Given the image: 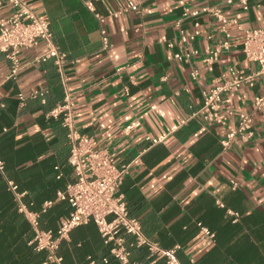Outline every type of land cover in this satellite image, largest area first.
Instances as JSON below:
<instances>
[{"label":"crops","instance_id":"crops-1","mask_svg":"<svg viewBox=\"0 0 264 264\" xmlns=\"http://www.w3.org/2000/svg\"><path fill=\"white\" fill-rule=\"evenodd\" d=\"M24 1L48 21L66 62L61 74L55 59L37 61L47 52L42 42L20 52L22 69L12 79V61L0 51V264H42L45 259V253L29 245L34 232L18 211L9 183L25 193L23 201L33 204L32 211L54 202L41 215L44 230L57 231L71 210L58 199L76 180L67 129L49 116L63 103L66 89L78 130L92 137L98 149L114 153L119 167L130 165L119 195L149 240L177 249L180 264H264V133L260 114L254 113L255 97L264 94V78L222 95L220 111L233 112L225 126L207 123L199 113L204 92L221 84L229 67L247 74L257 71L244 57V32L238 26L262 27L264 0H248L247 9L227 0ZM130 3L140 11L114 17ZM205 7H219L238 22L229 27L230 47L222 50L212 71L204 59L225 38L220 23L206 14L184 16L186 10ZM12 13L4 0L0 18ZM196 22L200 36L183 44L180 29L191 34ZM186 49L199 55L176 60L175 54ZM194 70L197 79L191 75ZM38 90L44 94L34 97ZM241 114L252 115L246 131L252 135L247 140L237 136L224 149L221 142L237 129ZM134 123L139 126L126 132ZM147 137L161 141L151 145ZM121 236L127 245L132 240ZM113 247L89 223L70 233L59 254L64 264H124L113 256ZM125 264L167 263L142 246L131 248Z\"/></svg>","mask_w":264,"mask_h":264},{"label":"built area","instance_id":"built-area-1","mask_svg":"<svg viewBox=\"0 0 264 264\" xmlns=\"http://www.w3.org/2000/svg\"><path fill=\"white\" fill-rule=\"evenodd\" d=\"M12 7L13 13L10 17L0 18V51L12 61L13 68L9 78L15 79L21 71L19 54L23 49L38 47L42 42L46 43L47 52L37 58V61H47L55 59L61 74L66 62V55L61 53L54 44L53 36L48 21L41 18L31 6L24 0H6ZM238 1L244 9L248 8V0H227V4ZM4 5V0H0V10ZM129 11L139 12L140 8L135 3H130L128 7L114 14L118 17L122 13ZM211 15L221 25V32L224 40L219 43L217 48L212 50L204 59L209 71L213 70L214 63L219 59L222 50L230 47L231 32L229 27L237 25L234 19L226 17L219 7H205L199 10H186L185 17L197 18L201 15ZM101 22L103 18L100 17ZM195 30L187 34L180 29V38L183 44L194 42L201 34L200 24H194ZM244 32L243 54L247 61L257 66V71L247 74L244 70L231 66L221 77V84L215 86L208 92H204V105L199 111L203 120L220 126H225L228 116L233 115L232 111L222 113L220 103L222 95L234 88L243 85L253 87L258 77L264 78V24L255 30H245ZM104 47H109V40L106 32L102 31ZM171 47V45H169ZM193 55H199L197 50L186 49L184 54H175V59L182 61L190 59ZM194 79L198 78V71L192 72ZM44 90L33 93L34 97L43 95ZM23 99V96H20ZM254 113H259L261 117V128L264 133V94L258 95L254 99ZM49 116L61 120L67 129V138L70 145L69 164L74 170L76 180L69 184L64 192L58 194V199L67 201L70 205L69 215L62 219L57 231L44 230L41 228V215L50 209L54 202H46L41 212L30 209L33 204L28 205L23 201L25 193L19 191V187L9 183L10 190L14 193L18 204V211L23 214L30 223L34 232L33 239L29 245L39 253H45L42 264H64L63 257L59 254L60 247L64 241L70 237V233L81 226L94 223L104 240L105 244H113V256L121 263H128L131 255V248L146 247L149 252L157 258L166 260L167 264H180L177 258V249H164L157 243L149 240L143 233L141 223L130 215L127 203L119 195V189L123 179L128 174L130 165L119 167L115 163L116 155L107 150L98 149L96 141L89 136L83 135L75 123L74 101L72 94L66 89L65 98L61 105L54 108ZM252 115L241 114L238 120L237 129L230 131L222 140V146L227 149L231 146L237 136L247 140L252 135L246 133L252 124ZM139 123H134L126 128L130 132ZM146 140L151 145H157L161 140L147 137ZM140 157L134 159L133 164H139ZM0 170H4V162L0 159ZM231 215L237 216L230 212ZM206 236L214 238V234L206 229H202ZM122 233L132 238L127 245L126 240L121 236ZM104 259V263H107ZM90 264H96L90 261Z\"/></svg>","mask_w":264,"mask_h":264}]
</instances>
